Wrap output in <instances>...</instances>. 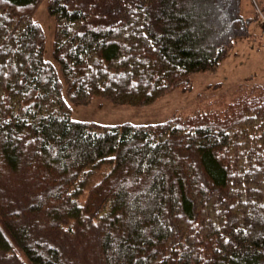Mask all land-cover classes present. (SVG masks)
<instances>
[{"label":"trees","instance_id":"1","mask_svg":"<svg viewBox=\"0 0 264 264\" xmlns=\"http://www.w3.org/2000/svg\"><path fill=\"white\" fill-rule=\"evenodd\" d=\"M232 1L48 0L51 62L40 0H0V264H264V87L157 123L70 117L213 70Z\"/></svg>","mask_w":264,"mask_h":264},{"label":"rangeland","instance_id":"2","mask_svg":"<svg viewBox=\"0 0 264 264\" xmlns=\"http://www.w3.org/2000/svg\"><path fill=\"white\" fill-rule=\"evenodd\" d=\"M47 1L40 0L33 17L44 33L43 58L54 62L51 53L54 18L47 13ZM231 5L232 12L230 4H226L228 16L219 10L215 13L216 34L224 36L221 29L225 22L228 33L238 36L213 70L190 73L185 84L146 105H118L99 97L87 105L70 103V117L101 124L157 123L176 113L214 107L210 101L232 98L245 85L264 87V0H233ZM235 18L239 19L234 23L236 27L230 24Z\"/></svg>","mask_w":264,"mask_h":264}]
</instances>
